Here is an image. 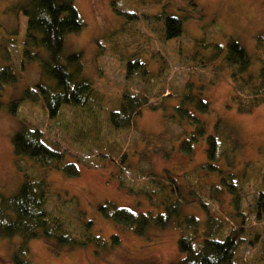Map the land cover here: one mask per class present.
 Segmentation results:
<instances>
[{
    "label": "rangeland",
    "instance_id": "obj_1",
    "mask_svg": "<svg viewBox=\"0 0 264 264\" xmlns=\"http://www.w3.org/2000/svg\"><path fill=\"white\" fill-rule=\"evenodd\" d=\"M23 2L0 1V68L11 65L18 75L2 90L0 198L19 192L25 174L18 162L30 163L16 155L15 135L22 124L40 126L51 144L67 148L65 163L76 161L80 168L76 177L63 169L49 172L52 207L60 205L73 228L83 227L80 218L91 221L89 233L96 236L89 237L87 244L34 238L28 244L29 260L33 264H179L183 255L177 221L195 217L201 230L209 228L214 238L240 231L243 241L237 263L264 264V212L258 219L254 207L264 192V103L241 109L248 95L236 92L233 68L225 60L228 45L235 40L252 59L245 78L260 74L264 0H76L86 27L66 36L64 56H83L84 77L95 85L102 109L96 106L98 116H87L70 107L54 121H49L41 101L25 96L27 90L54 81L42 67L41 60L50 57L44 47L32 50L40 60L23 58L27 22ZM166 16L182 20L180 36L166 38ZM150 90L160 93L161 104ZM127 91L131 96L147 95L159 107L144 106L131 131L114 130L109 116L120 110ZM188 94L202 96L211 111L200 113L185 99ZM15 101L20 102L17 114L10 111ZM182 106L205 121L204 135L188 118L177 115ZM209 135L218 139L219 171L206 167L211 163ZM191 136L193 149L188 154L182 142ZM107 203L112 205L107 211L126 207L156 217L176 206L180 214L165 227L153 219L141 235L134 228L118 226L110 212L104 214L100 206ZM113 234L119 235L118 243L111 241ZM23 241L0 239V264H15L13 254Z\"/></svg>",
    "mask_w": 264,
    "mask_h": 264
},
{
    "label": "trees",
    "instance_id": "obj_2",
    "mask_svg": "<svg viewBox=\"0 0 264 264\" xmlns=\"http://www.w3.org/2000/svg\"><path fill=\"white\" fill-rule=\"evenodd\" d=\"M21 10L27 21L23 58L25 61L40 60V56L37 55L39 53L33 54L32 50L44 47L50 57L41 60L42 67L54 81L53 85L41 84L36 89L27 90L25 96L32 102L41 101L44 104L48 111L49 121L53 118L54 120L58 119L64 110L71 109L70 107L81 109L87 116L91 114L98 116L94 109L96 106L99 109L102 108L97 99L98 92L95 85L84 77L83 56L81 54L64 56L66 36L80 33L86 27L76 6V0H24ZM164 25L166 38L171 39L182 34L181 19L175 16H166ZM225 60L233 68L232 78L236 92L248 95V103L246 105L240 103L241 109L251 110L263 104L264 66L259 75H249L245 78L244 75L250 69L252 59L245 48L235 40L230 41ZM17 78L18 75L11 65L0 68V107L2 106L4 86L15 83ZM128 91L124 94L120 110L110 113L109 117L114 130L128 129L131 131L136 115L141 113L144 106H149L152 109L159 107V104L150 103L149 96L139 97L137 94L131 96ZM137 92L139 93V91ZM150 92L153 93L151 90ZM152 95H156L155 99L161 104L160 93ZM201 97L188 94L185 99L188 100L187 102L191 101L200 113H209L211 111L210 103ZM235 97L237 100L241 99L240 96L236 95ZM24 99L22 98L21 101ZM19 103V101H15L11 104L10 111L13 114H17ZM179 111L177 115L188 118L193 128L196 127L198 134H205L207 125L204 120L190 113L187 106L186 109L182 106ZM123 139H128L127 133ZM193 139L191 136L190 139L186 138L182 142L183 150L188 154L192 153ZM14 146L19 158L24 157L30 161V163L27 161L18 162L19 168L25 174V180L19 192L12 197L1 196L0 198V239L21 237L24 240L13 254L15 264H33L29 260L28 244L34 238L56 240L61 244H87L91 241L89 237L95 238V235L89 233L91 221L80 218L79 221L83 227L78 224L73 228L69 218L62 213L60 205L59 209L52 207L49 172L54 169H63L72 177L78 176L80 172L79 164L76 161L65 163L67 148L63 149L57 144H51L45 130L32 123L22 124L20 131L14 137ZM207 147L208 161L211 163L206 167L213 171H219L216 162L220 153L216 136H208ZM255 202L256 216L260 219L264 212V192L258 196ZM110 206L112 205L107 203L100 206V209L104 214L110 212L108 215L118 226L134 228L141 235L145 234V229L153 219L159 226L165 227L173 220L175 214H180V210L176 206H170L165 213L156 217L146 213L139 214L126 207L107 211ZM204 206L207 205L204 203ZM184 218L182 221H177L181 230L178 246L183 255L179 264H239L236 254L243 241L239 230L233 229L225 239H218L213 237V232L209 228L201 230L200 222L195 217ZM213 220L214 218L210 223ZM119 239L118 234L111 236V241L115 243H118ZM252 250L255 252L257 247Z\"/></svg>",
    "mask_w": 264,
    "mask_h": 264
}]
</instances>
